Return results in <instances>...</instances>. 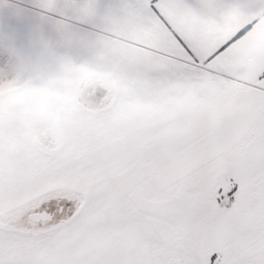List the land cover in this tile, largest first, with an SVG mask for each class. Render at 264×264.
Instances as JSON below:
<instances>
[{
  "label": "snow or ice",
  "instance_id": "obj_1",
  "mask_svg": "<svg viewBox=\"0 0 264 264\" xmlns=\"http://www.w3.org/2000/svg\"><path fill=\"white\" fill-rule=\"evenodd\" d=\"M0 264H264V0H0Z\"/></svg>",
  "mask_w": 264,
  "mask_h": 264
}]
</instances>
